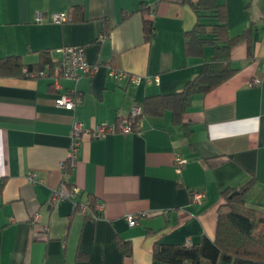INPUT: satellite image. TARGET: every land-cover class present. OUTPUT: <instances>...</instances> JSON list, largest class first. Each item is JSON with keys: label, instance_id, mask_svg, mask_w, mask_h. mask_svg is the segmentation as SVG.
Segmentation results:
<instances>
[{"label": "crops", "instance_id": "0c3cea01", "mask_svg": "<svg viewBox=\"0 0 264 264\" xmlns=\"http://www.w3.org/2000/svg\"><path fill=\"white\" fill-rule=\"evenodd\" d=\"M218 2L232 36L252 27L250 42L231 52L238 70L195 95L179 122L167 109L147 114L138 131L84 137L65 178L75 120L88 128L120 125L146 98L182 92L214 48L186 56L185 33L197 17L179 0H0V60L38 65L48 55L56 66L61 48L83 46L98 65L77 82L63 79L58 90L49 78L0 63V264H164L153 258L157 243L215 239L223 191L250 183L247 204L264 209V0ZM63 12L67 22L52 21ZM112 69L159 84L116 81ZM67 92L81 98L71 111L56 105ZM177 156L187 161L181 175ZM64 179L77 189L75 201L88 204L86 213L71 200L52 203ZM129 214L141 215L138 225L129 226Z\"/></svg>", "mask_w": 264, "mask_h": 264}, {"label": "trees", "instance_id": "16d2710c", "mask_svg": "<svg viewBox=\"0 0 264 264\" xmlns=\"http://www.w3.org/2000/svg\"><path fill=\"white\" fill-rule=\"evenodd\" d=\"M179 1L189 5L197 17L194 28L185 33L186 56L202 57L206 46H212L214 54L212 60L204 65L202 72L188 82L182 92L146 98L141 106L142 112L137 117L139 122L147 114L159 116L167 109L173 111L176 122L181 121L195 95L217 88L238 70L231 65V52L239 43L250 42L252 27L237 36L230 34L226 6L218 0ZM143 10H148V7H143ZM153 30L152 20H145L147 40L151 38ZM0 63L1 68H16L23 75L28 71H40L47 67L52 69L55 64L48 55L38 65L24 66L16 58L2 59ZM72 170L67 169L65 178ZM64 182L68 185L66 179ZM249 184L241 189L223 191L226 202L219 209L214 240L205 236L199 244L189 247L157 243L153 249L154 260L164 264H264V209L247 204L245 191Z\"/></svg>", "mask_w": 264, "mask_h": 264}, {"label": "built area", "instance_id": "2783aa9c", "mask_svg": "<svg viewBox=\"0 0 264 264\" xmlns=\"http://www.w3.org/2000/svg\"><path fill=\"white\" fill-rule=\"evenodd\" d=\"M69 19V14L66 12L57 13L53 15L52 21L56 23H65ZM62 54L61 60L56 66L52 69L47 68L46 70H33L25 73L27 78H38L45 77L52 80L54 86L59 90L61 88V81L63 79L72 80L77 82L80 78L91 75L98 69V65L90 64L86 59L85 48L83 46H67L59 50ZM111 79L116 81L127 80L128 82L139 85L143 79L147 83L159 84L158 77H141L138 75H132L130 73L112 69L109 72ZM258 83V81H255ZM81 103V98L74 95L72 92H67L61 94L56 99V105L59 108L66 110H74ZM141 108H136L130 116L124 118L120 125H111V124H101L97 125L94 128H88L84 123L79 121H74L71 129V146L69 150V155L67 161L63 164L65 174L67 169H74L77 163L79 148L82 144L84 137H91L93 139H101L105 137L108 133H115L121 131L124 133H131L138 131L140 128V122L137 117L141 114ZM187 161L180 156L176 157L175 160V169L179 175L182 174V170L186 165ZM33 178V176H31ZM77 194V189L68 187V185L63 181L61 185L55 189L52 195V203L56 205L58 202L63 200H71L74 204V208L81 213H86L89 206L84 203H77L75 201ZM204 195L198 193L194 195V202L201 203L203 201ZM102 206H98V211L102 212ZM140 214H129L126 217V221L129 226L134 227L139 224ZM40 216L34 215L31 219V223L36 224L39 221ZM187 246H192V243L189 241Z\"/></svg>", "mask_w": 264, "mask_h": 264}]
</instances>
